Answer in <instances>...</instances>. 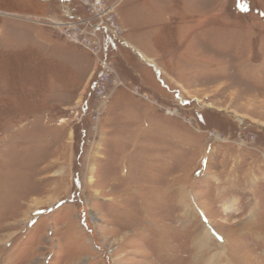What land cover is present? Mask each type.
Here are the masks:
<instances>
[{
	"label": "rangeland",
	"instance_id": "obj_1",
	"mask_svg": "<svg viewBox=\"0 0 264 264\" xmlns=\"http://www.w3.org/2000/svg\"><path fill=\"white\" fill-rule=\"evenodd\" d=\"M0 264H264V0H0Z\"/></svg>",
	"mask_w": 264,
	"mask_h": 264
},
{
	"label": "built area",
	"instance_id": "obj_2",
	"mask_svg": "<svg viewBox=\"0 0 264 264\" xmlns=\"http://www.w3.org/2000/svg\"><path fill=\"white\" fill-rule=\"evenodd\" d=\"M95 6L97 7V8H99L100 6H101V3H100V1H96V3H95ZM89 25V24H88ZM89 27H94V29H95V31L96 30H98V29H101V28H103L104 30H106L108 33H110L111 35H113V36H115V31H114V29H112L109 25H94V26H91V25H89ZM100 67H101V70L99 71V73H98V75H97V80H96V83H95V92H97L98 91V88H99V86H100V82H101V80L105 77V75H106V71H107V69H108V67H107V64H106V58H102L101 60H100ZM85 112H86V107H85V109L84 108H82V112H81V114H80V117H81V119H82V117L84 116V114H85Z\"/></svg>",
	"mask_w": 264,
	"mask_h": 264
},
{
	"label": "bare ground",
	"instance_id": "obj_3",
	"mask_svg": "<svg viewBox=\"0 0 264 264\" xmlns=\"http://www.w3.org/2000/svg\"><path fill=\"white\" fill-rule=\"evenodd\" d=\"M146 62H149V63H153L152 61H150L149 59H147L146 57L143 58ZM206 231V230H205Z\"/></svg>",
	"mask_w": 264,
	"mask_h": 264
},
{
	"label": "crops",
	"instance_id": "obj_4",
	"mask_svg": "<svg viewBox=\"0 0 264 264\" xmlns=\"http://www.w3.org/2000/svg\"><path fill=\"white\" fill-rule=\"evenodd\" d=\"M129 46H130V44H129ZM132 46V45H131ZM136 51H138V50H136ZM147 59H149L150 61H152V62H154V60L153 59H150V58H147ZM145 61V60H144Z\"/></svg>",
	"mask_w": 264,
	"mask_h": 264
}]
</instances>
